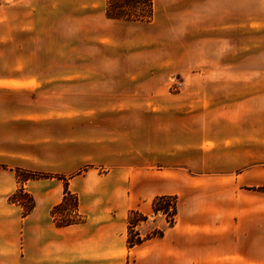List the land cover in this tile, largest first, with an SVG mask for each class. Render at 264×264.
I'll use <instances>...</instances> for the list:
<instances>
[{
    "label": "crops",
    "instance_id": "obj_1",
    "mask_svg": "<svg viewBox=\"0 0 264 264\" xmlns=\"http://www.w3.org/2000/svg\"><path fill=\"white\" fill-rule=\"evenodd\" d=\"M104 8L0 0V264H189L195 253L166 233L126 241L128 211L168 195L186 197L180 232L218 245L196 264H264V219L260 252L225 246L234 212L252 206L237 196L264 186V59L237 58L238 35L264 31V7L238 19V0H153L143 33ZM175 75L195 84L170 93ZM65 188L81 221L58 227Z\"/></svg>",
    "mask_w": 264,
    "mask_h": 264
},
{
    "label": "rangeland",
    "instance_id": "obj_2",
    "mask_svg": "<svg viewBox=\"0 0 264 264\" xmlns=\"http://www.w3.org/2000/svg\"><path fill=\"white\" fill-rule=\"evenodd\" d=\"M105 4H106V0ZM63 4V1H61ZM264 7V0H238V19L243 16L249 15H257L258 11ZM105 10V8H104ZM239 21V20H238ZM129 22V21H128ZM83 21H78V26H81ZM140 24H135L136 27H140L142 33L147 31L148 22H136ZM134 26V25H129ZM249 35H238L237 37V58H249V59H264V31L257 32ZM143 43V42H142ZM140 51H142L141 58L147 59L149 55L147 53H143L144 45L141 46ZM195 84V83H192ZM192 84H183L180 75H175L171 79L167 81V89L170 93H177L181 90H187L190 88ZM246 190H250L253 196H249L248 194H239L237 197L238 209H240L241 202L245 204H251V210H238L234 215L235 221V235H236V244L225 245L226 247L231 246L238 253H248L254 252L258 253L261 251V237H262V219H264V212L260 210L261 203V194H264V186L262 187H253V188H245ZM239 191V190H238ZM256 192H259L256 196ZM246 193V192H245ZM18 194V192L16 193ZM23 195L22 193H20ZM169 196V195H168ZM171 199L175 201V215L173 219L169 218V216L157 213L154 214L153 211L148 213L137 211L139 216H130V211H128L126 216V241L136 240L137 237L143 239L142 242L150 239H159L165 236L168 240L173 242V251H184L195 253V256L192 260L189 261V264H196L198 261L196 259L197 255L203 252H214L218 251V245L216 243L205 245L203 242L205 241V237L199 233H194L192 235L182 234L179 230L181 225V217L184 215L183 207H182V199L186 197H180L178 195H170ZM154 199V198H153ZM152 199V201H153ZM152 201H151V209H152ZM203 202V200H202ZM135 211V210H131ZM190 214L189 212H187ZM231 214V213H230ZM57 219H67V217H73L69 212H61L58 214ZM144 217V218H142ZM214 223L218 224L222 222V218L219 213H216V217H214ZM205 217L196 218L195 223L198 227L205 224ZM220 221V222H219ZM264 221V220H263ZM133 225L132 230H128V223ZM232 225V224H231ZM215 235V234H214ZM187 237V240H185ZM183 238V239H182ZM141 242V243H142ZM226 242H229L228 240ZM138 245V244H136ZM158 248L162 247L161 244L157 245Z\"/></svg>",
    "mask_w": 264,
    "mask_h": 264
},
{
    "label": "trees",
    "instance_id": "obj_3",
    "mask_svg": "<svg viewBox=\"0 0 264 264\" xmlns=\"http://www.w3.org/2000/svg\"><path fill=\"white\" fill-rule=\"evenodd\" d=\"M105 15L109 19L113 20H123L129 22H150L153 16V0H106L105 4ZM50 175L21 172L18 178L21 180L28 179H39V178H49ZM59 178V177H56ZM19 191L18 194L11 197V201L21 200L24 202L25 213L29 212L33 207L32 200L21 195ZM69 212L73 217H67V219H57L58 214L61 212ZM152 211L154 214L162 213L169 218L173 219L175 215V201L171 199L170 196H157L152 201ZM141 216L137 211H130V216ZM51 216L55 221L56 226H70L78 224L81 221L80 215L77 213V197L70 193L67 188L64 189L62 200L59 204L51 210ZM144 218V217H142ZM133 225L128 223V230H132ZM143 239L137 237L136 240L127 241L129 247L136 244H140Z\"/></svg>",
    "mask_w": 264,
    "mask_h": 264
}]
</instances>
